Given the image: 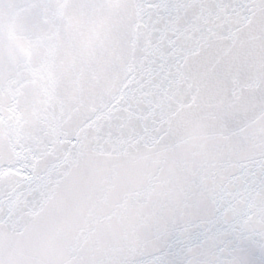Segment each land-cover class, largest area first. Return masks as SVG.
Masks as SVG:
<instances>
[{"label": "snow or ice", "instance_id": "snow-or-ice-1", "mask_svg": "<svg viewBox=\"0 0 264 264\" xmlns=\"http://www.w3.org/2000/svg\"><path fill=\"white\" fill-rule=\"evenodd\" d=\"M0 264H264V0H0Z\"/></svg>", "mask_w": 264, "mask_h": 264}]
</instances>
